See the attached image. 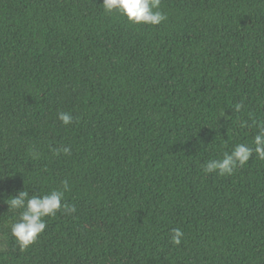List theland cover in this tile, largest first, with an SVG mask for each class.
I'll return each mask as SVG.
<instances>
[{"label":"trees","instance_id":"1","mask_svg":"<svg viewBox=\"0 0 264 264\" xmlns=\"http://www.w3.org/2000/svg\"><path fill=\"white\" fill-rule=\"evenodd\" d=\"M102 3L0 0V264H264V161L204 171L264 124V0ZM64 180L76 211L21 250L10 197Z\"/></svg>","mask_w":264,"mask_h":264},{"label":"clouds","instance_id":"2","mask_svg":"<svg viewBox=\"0 0 264 264\" xmlns=\"http://www.w3.org/2000/svg\"><path fill=\"white\" fill-rule=\"evenodd\" d=\"M161 0H103L102 6L107 13H117L127 18L136 25H160L167 19L160 10ZM244 108L243 103L234 106L235 112H240ZM58 119L64 125L73 122V116L67 112H60ZM242 127L247 126V122H241ZM258 132L252 144L238 143L232 151L225 152L221 159H213L206 162L204 171L206 173H218L220 176L232 175L238 167L245 166L255 154L258 159L264 161V124L258 125ZM65 154L70 153V149H61ZM58 150V151H61ZM63 190L54 189L44 195H29V192L19 191L17 195L10 197L8 201L9 211L18 212L16 222L11 225V235L19 244L21 250L32 245L40 234L46 229V217H54L57 212L71 214L76 211L74 205L63 203L65 191L69 190L67 180L62 182ZM183 232L179 228L172 230L171 242L175 245L181 243Z\"/></svg>","mask_w":264,"mask_h":264}]
</instances>
